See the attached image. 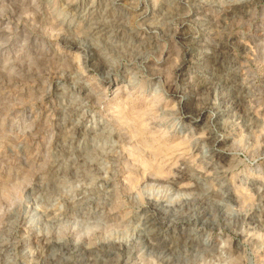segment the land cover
Instances as JSON below:
<instances>
[{
    "label": "rangeland",
    "instance_id": "374dc122",
    "mask_svg": "<svg viewBox=\"0 0 264 264\" xmlns=\"http://www.w3.org/2000/svg\"><path fill=\"white\" fill-rule=\"evenodd\" d=\"M254 1L0 0V264H264Z\"/></svg>",
    "mask_w": 264,
    "mask_h": 264
},
{
    "label": "bare ground",
    "instance_id": "6f19581e",
    "mask_svg": "<svg viewBox=\"0 0 264 264\" xmlns=\"http://www.w3.org/2000/svg\"><path fill=\"white\" fill-rule=\"evenodd\" d=\"M179 2V1H178ZM181 2V1H180ZM260 2H264V0H256V1H254V2H252L249 6H247L246 7V9L243 11H240L239 12V14H237V12L235 11H233L232 13L230 12L229 13V15L230 14H233V15H241L240 13H242V12H247L248 10H249V8H250V6H253V5H255V4H258V3H260ZM179 4H181V3H179ZM245 8V7H244ZM243 8V9H244ZM243 14V13H242ZM179 38L180 39H183L184 40V38H186V35H184V34H180V36H179ZM220 45V44H219ZM222 45V44H221ZM194 44H189L188 46H187V50H193V48H194ZM69 47H70V49L71 48H73V49H75V51L76 52H78L79 54L81 53V54H83V57H84V59H85V63H86V61H91L93 64H91V65H93L94 67H95V69H97L98 71H102V72H104L105 73V78H103V81H108L109 79H110V76H111V73L110 72H106V69H104L103 68V66H104V64H105V62L104 61H102V60H100V59H98V57H100V54L98 53V52H96V51H92V50H88V48L87 47H85V46H83V45H81V44H79L78 42L76 43H71L70 45H69ZM185 47V46H184ZM219 47V46H218ZM220 49H221V47H219ZM224 48V47H223ZM216 51H218V53H220L221 51H222V49H221V51L219 50V49H217ZM77 54V53H76ZM76 57V56H75ZM216 57H219V55L218 54H216V53H214V54H212V55H205V56H202L201 57V61L203 62V63H207V62H211V61H214V59L216 58ZM216 61V60H215ZM183 66V64H180V66L178 67L177 66V68H176V70H175V72L176 71H178L179 69H181V67ZM101 72V73H102ZM103 74V73H102ZM101 74V75H102ZM183 74V73H182ZM104 75V74H103ZM185 78V77H184ZM204 111H206V110H204ZM203 111V112H204ZM203 112L202 111H200V113L199 114H203ZM198 114V115H199ZM148 147V146H147ZM90 155V154H89ZM92 155V154H91ZM89 159L91 160V158L89 157ZM88 159V160H89ZM71 164V163H70ZM147 164V163H146ZM149 166V165H148ZM145 170H148V169H145ZM155 176V175H154ZM156 176H157V178H161V176H162V170H160V169H158L157 170V173H156ZM180 177H181V175H180ZM172 179H174V177H172ZM177 180V179H176ZM181 180V179H180ZM180 180H178L175 184L178 186V185H180L181 183H182V181H180ZM127 252V251H126Z\"/></svg>",
    "mask_w": 264,
    "mask_h": 264
}]
</instances>
